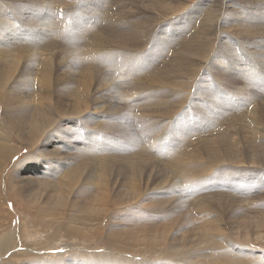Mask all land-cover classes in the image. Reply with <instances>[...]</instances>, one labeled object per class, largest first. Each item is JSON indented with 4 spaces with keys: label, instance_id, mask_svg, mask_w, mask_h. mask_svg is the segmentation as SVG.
<instances>
[{
    "label": "bare ground",
    "instance_id": "1",
    "mask_svg": "<svg viewBox=\"0 0 264 264\" xmlns=\"http://www.w3.org/2000/svg\"><path fill=\"white\" fill-rule=\"evenodd\" d=\"M8 1H13V3H15V1H21L20 4L16 3V5L14 6L16 8L22 9L23 12H18L17 14L23 15L25 18H22L20 22H17V24L13 23V26L10 27L9 31L5 32L6 28H4V25H8L12 22H10L11 19L7 14V12H9L8 10L0 11V166L5 158L11 156L10 154H13L18 149V146L28 147L27 149H30V152L31 150H33L34 152L29 153L22 158V160L28 158L29 159L26 162H24L23 165L22 163L17 165L15 172H13V169L11 173L9 172L4 173V170L2 174L0 172V174L2 175V179H0V189H2L3 185H5L6 189H8V185H9L10 186L9 189H14V190L16 189L15 193L12 192L14 195L13 198L16 199L18 202L20 201L19 203L21 205L26 206L30 210L32 207H35L37 213L34 214V217L35 218L37 217L38 219L35 218L34 220L32 219L33 224L39 226V223L41 222H43L44 224L55 223L58 225V228L64 229L67 234L80 235L81 237L83 236L88 241L96 240L95 244L97 246L100 244L101 245L104 244L106 247H108V249L106 250V248H100L101 250L98 252H90L86 250H82V251L70 250L68 253H64L59 249L61 252H58L56 254H45L47 251L46 250L44 253H42L41 251V253L45 255L42 256L40 255V257L36 256L34 258L28 259L26 258L28 254V252L26 251L28 250L24 248V246L20 243V240L23 241V240H28L30 238V232H32L31 227L29 226L23 227L20 235L21 239H18L17 233L13 230L14 227H11L9 225L11 228L8 229H5L6 227L5 228L0 227V252L15 245V242H17V244L18 243L20 244L21 250L18 251H22V252L18 253V256L17 255L13 257L11 256L9 260L0 261L2 262L0 264H77L76 263L77 261L79 264H138V260L135 262L127 257V256L129 257L135 256L133 255L134 253H137V256L139 257L140 256L144 257L147 254L155 257L154 258L155 260L153 262L150 260L151 263L150 262L147 263L149 259H146L147 261L143 260L146 263H144L141 260L143 262L141 264H218V263L264 264V245H262L264 244V188H263L264 186L262 187L263 189H259V188L255 189L253 186L254 183H259L260 185L264 184V178L259 179L255 175H253V170L255 171V169L253 168L254 166L257 167L256 170L259 173H261V175L264 174V105L260 106L255 112V114H253L252 118L249 119L252 123L255 122L257 119H259L261 122L263 121L262 123L263 128L261 130L255 128L252 123H248L247 122L248 119L246 122L244 121L245 124H244V128L242 129L241 137H240L242 140L244 139V143H240V142L235 143V141L237 140L236 138H233V133L231 134L228 132V128L221 131L220 130L221 127H218L217 125L219 121L217 115L219 116V114L217 113L215 114L214 112L216 108L213 110V108L208 107V112L206 114L202 112H196L195 120L190 121V123L187 124V126H185V124H182L178 120L174 122V126L176 130L175 133L173 134V137L171 138L173 144L171 142L163 141L162 138L163 142L159 140L156 145V148H158V150L160 151L158 152V156L163 158L162 161L159 160V162L155 160L156 163L158 164L144 160L139 154L138 155L141 158L138 159L137 157V160H133L130 157V155L132 153H136V151L140 152L141 149L139 150L140 146H138L140 143L138 145L136 143H128V142L125 143L124 142V140L126 139L125 136L119 134L116 135L113 133H109L107 131L110 130L119 131V128L122 127V125H124L123 122L128 118H131L134 112L133 108L135 107L138 101L136 102L135 100H132L131 96L129 97V93L126 92L127 90L125 89V86L123 88L122 85L119 83V81L122 80L124 76L122 77L119 74H115V75L112 74L116 77L119 83V85L117 84L116 88H113V86H111L110 83L111 81H114V79H110L109 77H106V75H103L102 73H100V71H97L95 69L96 68L95 60L100 58V51H102L100 48L102 46L100 48L89 49L86 48L85 45V47H83L82 50L78 48L76 49L67 48L69 50H67L65 54L55 47H49L50 38L48 39L47 37L45 38L40 37L39 36L40 32L38 31L40 28L44 27V22L46 19H48L49 16L51 18H58L57 10L55 9V11L52 12L45 11L42 7V4L45 0H8ZM130 1H131L130 3H132L133 5H136L138 3L139 6L140 5L141 6L143 5L144 7L151 6V8L155 7L160 9L163 13H166L165 15L166 22L171 23L172 25H174L176 22L180 21L183 18L188 20V22L191 20V22L186 24L185 26H178L181 32H185V30H187L191 25H194L196 22L200 23L202 19L204 24L207 26V28H205L206 26L204 27L202 23L200 27L196 29V32L192 35L191 38H188L186 40L184 39L185 47H186L184 53L188 58L196 57L199 60H204L206 59V57L208 58L207 56L208 52L206 46L204 45V40L209 38L211 33H216L220 31L222 27H227L228 31L229 29L238 31L244 37L251 38L255 36L258 37L264 36V0H259V2L254 1L253 3L254 6L252 5L249 6L250 3L248 4L250 8L255 7L254 13L249 12V10L246 11L249 14V16L241 12L242 10L239 7L242 5H240L239 2H238L239 7L236 6L237 7L236 9L233 8L231 9L234 3L232 2L233 4L230 5L229 3H231V0H229L230 2L228 1L229 3H227V0L226 2L224 0L225 3L223 4L222 2L221 5L222 7L221 9L223 10L220 12V20L216 21L219 22L220 26H217V24L214 22V13L216 12V10L208 6L205 3L206 0H196L194 5L190 4L189 2L190 0H144V3H141L143 0H130ZM240 1H242V3L246 5L245 0H240ZM6 3L7 1L2 3L0 5V8H3V6ZM262 7L263 9H260ZM9 9L11 10V8ZM106 9L104 11H107ZM127 10L129 11V9ZM133 11L134 10H132L131 12ZM10 13L13 16L16 15L15 12H9V14ZM43 13L45 14L42 22L39 19V15L41 16V14ZM194 18L196 19V21H193ZM161 22L162 21H157V23H161ZM191 29H194V27L192 26ZM152 32L153 30L151 31V33ZM132 33L134 34V32ZM169 33L171 36L168 37L166 36L167 38L165 37L166 39H162V40L165 41L168 40V42L171 41L170 43H175L180 36L179 33L177 32V30L174 31L171 30L169 31ZM3 34H6L8 37L3 38L2 37ZM90 34L88 35L91 36ZM129 37L131 36L129 35ZM217 37L219 38V35ZM8 38H10L9 42H8ZM90 38L88 40L86 39V41H88V44L91 43ZM75 39L76 36L68 37L69 42L70 41L72 42V40ZM83 41H85L84 38ZM105 41L106 40H104V43ZM136 41H134L133 43L130 40V42L133 44H135ZM152 42L154 45H157L158 39L153 38ZM136 44L141 46V44L138 43ZM177 46H179V44H177ZM26 47L29 48L28 49L29 51H32V49L35 48L34 52L38 53L39 56H36L35 59L31 61L26 52ZM89 47L91 46L89 45ZM107 47L109 46L107 45ZM125 47L127 48V46ZM165 47L166 46L163 43V45L158 47L159 48L158 51L161 52L163 49H165ZM44 49L45 52L43 54ZM8 50H12V51L9 53H4ZM151 53H153V51ZM105 57L103 56L102 58L105 59ZM151 57L155 61V57L153 55ZM219 58L220 57H218V59ZM111 61L112 60H110V63ZM31 63L34 64V68H30ZM160 63H162V61ZM211 63L212 62H210V64ZM173 64L170 62V65ZM204 64L205 63H203V65ZM206 64H208L207 61ZM243 64L244 65L242 68L245 72L247 70L248 72V73L246 72L247 76L249 75L254 76L256 74L255 66L250 64L248 59H246ZM177 65L178 67H174L175 65L173 66L174 67L173 71L177 73V76L179 78L180 77H186L187 79L192 78L191 86L190 88L188 87L189 93L188 90H186L187 88L186 89L184 88L187 85L183 87L184 89H178L177 90L178 95L177 98L175 99H178L181 102L178 105L175 104L177 106L173 105L176 107V108L173 107L175 108L173 109V111L181 112V115L185 117L188 111L187 107L185 106L186 102L199 106L200 105L199 101L201 98L198 101L197 94L200 93L203 95L201 90H196L197 87L192 90L195 77H197L196 75L197 72L199 71L197 70L199 63L196 61L193 65H190V62L188 61V63L184 66L180 64ZM217 65L221 69L223 68L228 69L230 72L233 70V67L231 66L232 64H229L228 62L225 63V61H223V58ZM99 68L101 69V67ZM120 68L123 69L124 72L134 71L131 70L130 67L127 65H121ZM152 71L150 72L152 73ZM158 71L161 72V70L159 69ZM219 72L217 71V73ZM221 73L222 72H220V74ZM160 76L161 75H158V77ZM153 78H155V74ZM160 78L158 80L157 78L156 80L155 79L154 80L158 86L162 85L161 87H163V89L162 88L161 90L158 89L156 92L163 91L164 92L163 95H166L167 87L169 86L174 87L175 74L172 75L168 74V76L166 75V78H164V80ZM231 80L233 81V79ZM228 81L229 80H227V82ZM143 82L146 81L143 80ZM147 82L149 81L147 80ZM150 83L151 82H149V84ZM153 83L154 82H152L151 86L153 85ZM243 85L245 84L243 83ZM141 86H143V84ZM232 88H236V87L234 86ZM123 89H125L126 91ZM144 89L146 90V88ZM246 89H248L247 85L244 90ZM130 91L131 90H129V92ZM141 92H143V89ZM246 92H244L245 95L239 97L242 99H250V96ZM217 93L218 91L215 90L213 92V95L216 96ZM184 94L186 96L185 100H183ZM227 98L228 100L231 99L230 96H228ZM146 99H150V97L148 96ZM245 102L247 101L245 100ZM146 103H148V101ZM146 103L144 105L145 107H147ZM143 104L140 103L141 105L139 106L140 110H141L140 107H142ZM158 106L161 105H157L156 109H159L157 108ZM162 106L161 108L165 107ZM167 107L166 109L169 110ZM127 108L130 109L129 112H127ZM170 108L172 109V107ZM245 108L247 109L248 107ZM219 111L221 116L222 114L226 113L228 109L222 106L219 109ZM238 111L241 112L242 110L240 111L238 109ZM163 112L165 113V110ZM170 112L172 111L170 110ZM140 113L138 111L137 113L135 112L134 114H140ZM150 113L153 114V111H150ZM159 113L164 114L161 113V111ZM159 113H155V117L156 114ZM245 113L246 111L242 114L245 115ZM204 115L208 116L209 119L211 120L208 126L203 128V130L205 131H210L208 138H205L206 136L204 137V132L202 130H196L197 119ZM229 115H227V117L225 116L223 117H225V119H228ZM68 116H70V118L73 117L72 120H70ZM240 116L242 117V115ZM64 117H68V119L66 120L62 119ZM243 117L245 118V116ZM231 118H229V120ZM237 118L238 116H236V119ZM134 120L137 121L136 118ZM232 120L230 122H233ZM149 122L152 123L151 121ZM132 125H134V123ZM186 127H190V128L189 129L187 128L186 130ZM157 128L158 127H156V129ZM215 130H217V133H214ZM230 130L231 129H229V131ZM232 130L234 129L232 128ZM124 132L126 131L124 130ZM202 132L203 134L201 135ZM157 133L158 132H156V134ZM48 136H52L53 143L50 142ZM219 136H223L224 141L216 139ZM237 139L239 140V137ZM148 140L151 141L152 139L148 138ZM145 141L146 140H144V142ZM150 146L152 147V145ZM147 147L149 146L147 145ZM177 150L180 153H176ZM121 153L123 154V156H121ZM115 154H118L120 156L117 157L115 156ZM149 155L152 154L149 153ZM186 157L190 159V162ZM86 158L94 159L96 166L107 167L109 168V170L95 173V171L92 169L91 165L88 163V160ZM38 160L44 166V169L41 170L43 174L37 173L36 176L34 177L30 176L25 171L24 165L33 163L31 165V168H34L36 165L34 162ZM228 160L232 162L231 164L234 166L233 169L241 170L239 172L241 174L237 176H235L234 174L230 175L227 171H225V169H222L221 171L215 168L216 166L215 164L226 162ZM58 163H61L63 167L60 173L55 174ZM16 172L18 173L16 174ZM174 172L177 173L179 172L178 174H180L183 180V184L181 183L183 186L181 185L180 189H178L177 192L176 189H174L172 186L175 185V183H177L174 182L175 179L173 180L172 177V175L174 176ZM156 175H160L164 177L167 187H171L173 189H163V187L160 186L159 182L155 180ZM14 176L18 177L17 182L13 179ZM162 177H160V179ZM228 177L238 179L237 181H235L234 183L235 185L231 183L233 187L227 185V187L219 188L215 185L214 182L220 181L221 183L223 182L222 181L223 178H228ZM189 178H191V183L193 184V186L191 187L186 186ZM203 179L208 180V182L209 181L213 182L214 184H212V187L204 186L205 189H202L203 187L200 186L201 187L200 189L199 187H197L196 183L204 181ZM213 191H215L216 193H213ZM0 192H2V190H0ZM181 194L182 195L184 194V197H181ZM4 198L9 199L7 196H4ZM227 200H235V201H227ZM4 201L5 200L2 198V193H0V224L1 223L5 224L7 221H9L12 217V214L14 213V211L11 210L12 208L9 205L8 207L6 204H4ZM236 201L243 205L242 209L245 211L247 215V218L245 220L239 222H233L228 218V212L230 211L228 207L232 209V212H235L237 207ZM65 208H71L75 212H73L72 215H70V217L65 219L62 218L63 220H60L61 218L60 212H62ZM113 208L114 211L109 212V210ZM182 211H184L186 215H181ZM16 214L15 216H18ZM74 214L76 215V217ZM22 223L32 224L31 222H28L26 220H22ZM40 225H42V223ZM225 237L229 239L232 238V240H238L239 242L236 245L234 244L235 246H231V244L227 242V239ZM255 242L257 244L258 243H262V244H260L259 246L256 245ZM219 245H223L225 247L228 246V247L226 248V250H223L218 247ZM110 249L112 250L111 252H113V254L108 253ZM13 250L14 249H12V251ZM37 252L39 253V251ZM49 253L52 252L49 251ZM31 255L28 254V256ZM236 257H239V259L241 258L240 260L242 262L234 261L233 259ZM22 258L25 259L21 260ZM65 259L67 261H65Z\"/></svg>",
    "mask_w": 264,
    "mask_h": 264
},
{
    "label": "rangeland",
    "instance_id": "2",
    "mask_svg": "<svg viewBox=\"0 0 264 264\" xmlns=\"http://www.w3.org/2000/svg\"><path fill=\"white\" fill-rule=\"evenodd\" d=\"M7 1V5L5 4L3 6V8H0V11H9V12H15L16 15H12L11 13L9 14V12H7V14L9 15L10 17V24L8 25H4V28H6L5 32L9 31L10 27L13 26V23L17 24V22H20L22 18H25L23 15H20V14H17L18 12H23L22 9H19V8H16L14 5H16V3H21V1H15V3H13V1H8V0H0V5L4 2ZM48 1V2H47ZM55 1V2H54ZM207 1V2H206ZM205 3L214 8L216 10V12L214 13V22L217 24V26H220L219 25V22H216L217 20L219 21L220 20V12L223 10L221 9V5H222V2L223 4L226 2H224V0H206ZM229 0H227V3ZM246 1V5L244 3H242V1L240 0H231V3H229L230 5H232L231 9H236L238 6V2L240 5L239 8L242 10L241 12H243L244 14L248 15L249 14L246 12L247 10H249V12H252L254 13L255 12V7H249V6H254L253 3L254 1H258L259 0H245ZM253 1V2H252ZM10 2V3H8ZM86 2V3H85ZM131 1L130 0H45L42 4V7L45 11H55V9L57 10L58 12V18L62 19H58V18H51L50 16L48 17V19L45 20L44 22V27L40 28L38 32H40V37H47L50 41V46L49 47H55L57 49H59L62 53H66L67 50L69 49H81L83 47H85L86 45V48H89V49H94V48H100L101 46V50L100 51V58L99 59H96L95 60V63H96V70L97 71H100V73H102L103 75H106V77H109L110 79H114V81H111V86H113V88H116L117 84L119 85V83L122 85V87L124 88L125 86V90L126 92L129 93V97L131 96V99L132 100H135L136 102H140L141 100V104H144L142 105L141 110L139 109V106L140 103L137 102V104L135 105V107L133 108L134 112L131 116V118H128L127 120H125L123 122L124 125H122V127L119 128V131H107L109 133H113V134H116V135H123L125 136V140L124 142L125 143H136L138 146H140L139 150L140 152L136 151V153H132L130 155V157L133 159V160H137V157L138 159L139 158H143L144 160H147V161H150L152 163H155V164H158L156 163V161L159 162L162 161L163 158L159 157L158 156V152H160L158 150V148H156V145L158 143V141L160 140L161 142L163 141H167V142H171V138L173 137V134L175 133V126H174V122L176 120L180 121L182 124H185V126H187V124L190 123V121H194L195 120V113L196 112H202L204 114H206L208 112V107H211L213 108L215 114H219V116L217 115V117L219 118V121L217 123L218 127H221L220 130H225L226 128H228V132L229 133H233V138H236L237 141H235V143L237 142H240V143H244V139L242 140L240 137H241V132H242V129L244 128V124L245 122L247 121L248 119V123H252L249 119L252 118L253 114H255V112L257 111V109L260 107V106H263L264 105V36H261V37H258V36H255V37H244L241 33H239L238 31H235L233 29H229V31L227 30V27H222V29H220L221 31V34H220V31L216 32V33H211L210 37L205 39L204 40V45L206 46L207 48V56L208 58L206 57V59L204 60H199L197 59L196 57H191V58H188L186 56V54L184 53V50H185V40L188 39V38H191L192 35L196 32V29L198 27H200V25L203 23V26L205 27L206 25L204 24L203 20L201 19V22L198 23L196 22L194 25H191L187 30H185V32H188V33H185V32H181V30L179 29L178 26H185L186 24L190 23L191 20L188 22V20H186L185 18L181 19L180 21L176 22L174 25H172L171 23H167L166 22V19H165V15L166 13H163L160 9L158 8H155V7H152L151 6H148V7H144L143 5L139 6L138 3L136 5H133L132 3H130ZM191 5H194L196 0H190L189 1ZM213 2V3H212ZM233 2V3H232ZM237 2V3H236ZM252 2V3H251ZM48 3V5H47ZM65 3V4H64ZM120 3V4H119ZM141 3H144V0L141 2ZM209 3V4H208ZM218 5H217V4ZM250 3V5L248 6V4ZM51 4V5H50ZM55 4V5H54ZM87 4V5H86ZM91 4V5H90ZM103 4V5H102ZM12 5V6H11ZM95 7H93V6ZM220 5V6H219ZM8 6V7H6ZM58 6V7H57ZM89 6V7H88ZM106 6V7H105ZM217 6V7H216ZM237 6V7H236ZM45 7V8H44ZM66 7V8H65ZM101 7V8H100ZM117 7V8H116ZM235 7V8H234ZM249 7V8H248ZM11 8V10L9 9ZM52 8V9H51ZM87 8V9H86ZM107 8V9H106ZM116 8V9H115ZM133 8V9H132ZM220 8V9H219ZM51 9V10H50ZM90 11H89V10ZM97 9V10H96ZM101 9V10H100ZM107 10V11H104V10ZM110 9V10H109ZM113 9V10H112ZM121 9V10H120ZM129 9V11L127 10ZM136 9V10H135ZM141 9V10H140ZM218 9V10H217ZM260 9H263L260 8ZM132 10H134L133 12H131ZM155 10V11H154ZM60 11V13H59ZM62 11V12H61ZM100 11V12H98ZM113 12V15H112V12ZM118 11V12H117ZM157 11V12H156ZM159 11V13H158ZM218 11V12H217ZM117 12V13H116ZM126 12V13H125ZM128 12V14H127ZM67 13V14H66ZM102 13V14H101ZM44 14H41V16L39 15V19L43 22V17H44ZM94 14V15H93ZM106 14V16H105ZM116 14V15H115ZM132 14V15H131ZM145 14V15H144ZM161 14V15H160ZM66 15V16H65ZM91 15V16H90ZM110 15V17H109ZM100 16V17H99ZM151 16V17H149ZM155 16V17H154ZM251 16V15H250ZM98 17V18H97ZM114 19H113V18ZM132 17V18H131ZM15 20H14V19ZM108 18H111V19H108ZM128 18V19H127ZM130 18V19H129ZM138 18H139V21H138ZM146 18V19H145ZM159 20H158V19ZM95 19V20H94ZM108 19V20H107ZM125 19V20H123ZM150 19V21H149ZM14 20V21H13ZM103 20V21H102ZM106 20V21H105ZM132 20V21H131ZM137 22H136V21ZM143 20V21H142ZM110 21V22H109ZM115 21H116V24H115ZM131 21V22H130ZM146 21V22H145ZM153 21V23H152ZM157 21H162L161 23H157ZM193 21H196V19L194 18ZM109 22V23H107ZM120 22V23H118ZM148 22V23H147ZM101 23V24H100ZM113 23V24H112ZM145 23V24H144ZM198 23V24H197ZM92 24V25H91ZM94 24V26H93ZM110 24V25H109ZM140 24V25H139ZM143 24V25H141ZM154 24V25H153ZM162 24V25H161ZM87 25V26H86ZM91 25V26H90ZM101 25V26H100ZM112 25V26H111ZM116 25V26H115ZM121 25V26H119ZM84 26V27H83ZM118 26V27H117ZM140 26V27H139ZM194 27V29H191V27ZM121 27V28H120ZM130 27H133V28H130ZM149 27V28H148ZM164 27V28H163ZM86 28V30H85ZM88 28V30H87ZM91 28V29H89ZM96 28V30H95ZM104 28V29H103ZM128 28V29H127ZM177 28V29H176ZM207 28V26L205 27ZM107 29V30H106ZM122 29V30H120ZM127 31H126V30ZM138 29V31H137ZM147 32H145L144 31ZM224 29V30H223ZM85 30V32H84ZM101 30V31H100ZM132 30V31H131ZM140 30V31H139ZM150 30V31H149ZM153 30V32L151 33V31ZM171 30H177V32L179 33V38L176 40L175 43H170L168 42V40H162V39H166L168 36H171L169 31ZM180 30V31H179ZM81 31V32H80ZM91 31V32H90ZM99 31V32H98ZM223 31V32H222ZM1 32H4V31H1ZM80 34H79V33ZM95 32V33H94ZM134 32V34L132 33ZM136 32V33H135ZM158 32V33H157ZM230 32V33H229ZM78 33V34H77ZM84 33V34H83ZM91 33V34H90ZM97 33V34H96ZM111 33V34H110ZM156 33V34H155ZM219 33V34H218ZM65 34V35H64ZM87 34V35H86ZM88 34H90L91 36H89ZM109 34V35H108ZM125 34V35H124ZM148 34V35H147ZM151 34V35H149ZM163 34V35H162ZM166 34V35H165ZM188 34V35H187ZM219 35V38L217 37ZM79 35V36H78ZM111 35V36H110ZM129 35L131 37H129ZM137 35V36H136ZM141 35V36H140ZM160 35V36H159ZM224 35V36H223ZM233 37H232V36ZM237 35V36H236ZM63 36V37H62ZM70 36H76V39L75 40H72V42L68 41V37ZM96 36H99V37H96ZM104 36V37H103ZM136 36V37H135ZM167 36V37H166ZM189 36V37H188ZM3 38L5 37H8L6 34H3L2 35ZM66 37V38H65ZM80 37V38H79ZM89 37L90 38V42L88 44V41H86V39ZM123 37V38H122ZM150 37V38H149ZM166 37V38H165ZM181 37V38H180ZM183 37V38H182ZM238 37V38H237ZM263 37V38H262ZM61 38V39H60ZM63 38V40H62ZM83 38L84 40L86 41H83ZM88 38V39H89ZM93 38V39H92ZM105 38V39H103ZM120 38V39H119ZM125 38H126V41H125ZM131 38V39H130ZM135 38V39H134ZM153 38H157L158 39V43L157 45H154L153 44ZM228 38V39H227ZM244 40H243V39ZM9 39L8 38V42H9ZM87 39V40H88ZM111 39V40H110ZM113 39V40H112ZM142 39V40H141ZM145 39V40H143ZM185 39V40H184ZM231 39V40H230ZM241 39V40H240ZM54 40V41H53ZM104 40L105 43H104ZM115 40V41H114ZM120 42H118V41ZM124 40V41H123ZM135 42V44L131 43L130 42ZM179 40V41H178ZM216 40V41H215ZM223 40V41H222ZM64 41V42H63ZM75 41H78V42H75ZM82 41V42H81ZM95 41V42H94ZM114 41V42H113ZM122 41V43H121ZM144 41V42H143ZM184 41V42H183ZM228 41V42H227ZM232 41V42H231ZM250 41V42H249ZM66 42V44H65ZM99 42V43H98ZM108 42V43H107ZM114 44H113V43ZM116 42V43H115ZM167 42V43H166ZM224 42V43H223ZM241 42V43H240ZM68 43V44H67ZM70 43V44H69ZM85 43V44H84ZM111 43V44H110ZM120 43V45H119ZM136 43L138 44H141L140 45H137ZM164 45L166 46L165 49H163L161 52L158 51V47H160L161 45ZM216 43V44H215ZM219 43V44H218ZM232 45H231V44ZM236 43V44H234ZM84 44V45H82ZM88 44V45H87ZM172 44V45H171ZM175 44V46H174ZM177 44H179V46H177ZM241 44V45H240ZM67 47H66V46ZM70 45V46H69ZM89 45L91 47H89ZM98 45V46H97ZM107 45L109 47H107ZM111 45V46H110ZM115 45V46H114ZM127 46V48L125 46ZM130 45V46H129ZM133 45V46H132ZM182 45V46H181ZM213 45V46H212ZM229 45V46H227ZM236 45V46H235ZM243 45V47H242ZM96 46V47H94ZM135 46V47H134ZM137 46V47H136ZM140 46V47H139ZM174 46V47H173ZM104 47V48H103ZM134 47V48H132ZM169 47V48H168ZM181 47V48H180ZM184 47V48H183ZM224 47V48H223ZM69 48V49H67ZM131 48V49H129ZM136 48V49H135ZM140 48V49H139ZM153 48V50H152ZM168 48V50H167ZM176 48V50H175ZM217 48V49H216ZM231 48V49H230ZM235 48V50H234ZM238 48V49H237ZM29 48L26 47V52L29 56V59L31 61H33L35 59L36 56H39L38 53L34 52L35 48L32 49V51H29L28 50ZM41 49V48H40ZM116 49V50H114ZM124 49V50H123ZM150 49V50H149ZM234 52H233V50ZM106 50V51H105ZM114 50V51H113ZM118 50V51H117ZM153 53H151L152 51ZM172 50V51H171ZM183 50V51H181ZM230 50V51H229ZM246 50V51H245ZM12 50H8L4 53H9L11 52ZM121 51V52H120ZM155 51V52H154ZM166 51V52H165ZM179 51V52H178ZM212 51V52H211ZM45 52V49L43 50V54ZM127 54H125V53ZM165 52V53H164ZM170 52V53H169ZM173 52V53H172ZM211 52V53H210ZM226 54H225V53ZM236 52V53H235ZM103 53V54H102ZM105 53V54H104ZM107 53V54H106ZM113 55H112V54ZM123 55H122V54ZM161 55H160V54ZM184 53V54H183ZM210 53V55H209ZM218 53V54H217ZM232 53V54H231ZM111 54V55H109ZM117 54H118V57H117ZM155 54V55H154ZM221 54V55H219ZM240 54V55H239ZM102 55V56H101ZM108 55V56H107ZM154 56L155 57V61L154 59L151 57V56ZM215 55V56H214ZM229 57H228V56ZM231 55V57H230ZM246 58H245V56ZM105 57L102 58V57ZM113 58H112V57ZM116 56V57H115ZM125 56V57H124ZM158 56V57H157ZM211 56V57H209ZM214 56V57H213ZM222 56V57H221ZM110 57V58H108ZM167 57V58H166ZM218 57H220L218 59ZM120 58V59H119ZM215 58V59H214ZM223 58V61H225V63H229V64H232L231 66L233 67V70L230 72L228 69L226 68H223L221 69L220 67H218V63L222 60ZM229 58V59H228ZM119 59V60H118ZM162 59V60H161ZM164 59V60H163ZM208 59V60H207ZM211 59V61H210ZM214 59V60H213ZM221 59V60H220ZM228 59V60H227ZM232 59V60H230ZM236 59V60H235ZM241 61H239V60ZM248 59L250 64L254 65L255 68H256V74L254 76H247L246 72L243 70V63L245 62V60ZM255 62H253L252 60ZM255 59V60H254ZM73 60V59H72ZM108 63H107V61ZM110 60L111 64L110 63ZM162 63H160L161 61ZM199 63V66H198V69L199 70L197 72V77H195V80H194V84H193V88H196V90H201L203 95L198 93L197 94V98H198V101L200 99V105H193L192 103H189V102H186L185 106L187 107V115L185 117H183L181 115V112H175L173 111V109H175L181 101L178 100V99H175L177 98V90L178 89H186L188 90V93H189V88L191 86V81H192V78H186V77H178L177 76V73H175L173 71V68L174 67H178L177 64H180L182 66L186 65L188 63V61L190 62V65H193L196 61ZM208 64H206V61ZM216 60V61H215ZM220 60V61H219ZM193 61V62H192ZM216 64H214L213 63ZM231 61V62H230ZM105 62V63H103ZM128 62V63H127ZM170 62L173 64V65H170ZM210 62H212L210 64ZM165 63V64H164ZM169 63V64H168ZM203 63L205 64L203 65ZM146 64V65H145ZM148 64V65H147ZM160 64V65H159ZM164 64V65H163ZM210 64V66H209ZM214 64V65H213ZM121 65H127L130 67L131 70H134L132 72H124L123 69L120 68ZM152 65V66H151ZM167 65V66H166ZM175 65V66H174ZM213 65V66H212ZM235 65V66H234ZM116 66V67H115ZM174 66V67H173ZM216 66V67H215ZM101 67V69L99 68ZM103 67V68H102ZM161 67V68H160ZM164 67V68H163ZM171 67V68H169ZM204 67V68H203ZM216 69H215V68ZM235 67V68H234ZM241 67V68H240ZM246 67V65H245ZM30 68H34V64H30ZM99 68V70H98ZM116 68V70H115ZM140 68V70H139ZM155 68V69H154ZM161 70V72L158 71V69ZM211 68V69H210ZM219 68V70H218ZM94 69V70H95ZM153 69V71H152ZM157 69V70H156ZM205 69V70H204ZM209 69V70H208ZM120 70V71H119ZM152 71V73L150 71ZM216 70V71H215ZM223 70V71H222ZM226 70V71H225ZM236 70V71H235ZM243 70V71H242ZM139 71V72H138ZM170 71V73H169ZM209 71H212V72H209ZM217 71L219 72H222L220 74L217 73ZM124 72V73H123ZM147 72V73H146ZM157 72V73H155ZM228 72V73H226ZM229 72H230V75H229ZM241 72V73H240ZM128 73V74H127ZM155 74V78L154 77V74ZM166 73V74H164ZM225 73V74H223ZM245 73V74H244ZM248 73V72H247ZM112 74H119L123 77L122 80L117 81L116 77ZM126 74V75H125ZM130 74V75H129ZM141 74V75H140ZM146 74V76H145ZM148 74V75H147ZM163 74V75H162ZM168 74L172 75V74H175V80H174V87L173 86H169L167 87V92H166V95H163L164 92L163 91H158L156 92L158 89L161 90V88L163 89V87H161L162 85H157V83L155 82L156 78L157 80L160 78V79H163L166 78V75L168 76ZM240 74V75H239ZM158 75H161L160 77H158ZM203 75V76H202ZM217 75V76H216ZM223 75H224V78H223ZM235 75V76H234ZM126 76V77H125ZM141 76V77H140ZM214 76V77H213ZM229 76V77H228ZM242 78H240V77ZM130 77V78H129ZM146 77V78H145ZM149 77V78H148ZM200 77V78H199ZM204 77V78H203ZM207 77V78H206ZM245 77V78H244ZM133 78V79H132ZM140 78H141V81H140ZM152 78V79H150ZM179 80H178V79ZM185 79V82H184V79ZM221 80H220V79ZM126 79V80H125ZM150 79V80H149ZM155 79V80H154ZM187 79V81H186ZM190 79V80H189ZM197 79V80H196ZM200 81H199V80ZM233 79V81L231 80ZM252 79V80H251ZM255 79V80H254ZM116 80V81H115ZM146 81V82H143ZM147 80L149 82H151L149 84V82H147ZM204 80V82H203ZM227 80H229L227 82ZM231 80V82H230ZM129 82V83H126V82ZM182 81V82H181ZM236 81V82H234ZM238 81V82H237ZM123 84H122V83ZM143 82V83H141ZM152 82L156 83L151 86ZM181 82V83H180ZM209 82V83H208ZM252 84H251V83ZM257 85H256V83ZM178 83V84H177ZM185 83V85H184ZM189 83V84H188ZM227 83V84H226ZM243 83L245 85H243ZM127 84V85H126ZM132 84V85H131ZM143 84V86H141ZM176 84V85H175ZM196 84V85H195ZM208 84V85H207ZM230 86H229V85ZM235 84V85H234ZM241 84V85H240ZM251 84V85H250ZM183 85V86H182ZM187 85V86H186ZM204 85V86H203ZM240 85V87H239ZM246 85H247V88L246 90H244L246 88ZM130 86V87H128ZM135 88H134V87ZM138 86V87H137ZM145 86V87H144ZM151 86V87H150ZM176 86V87H175ZM179 86V87H177ZM186 86V87H184ZM216 86V87H215ZM236 87V88H232V87ZM171 87V88H170ZM184 87V88H183ZM189 87V88H188ZM231 87V88H230ZM129 88V89H128ZM131 88V89H130ZM146 88V90L144 89ZM176 88V89H175ZM205 88V89H203ZM216 88V89H215ZM135 92H134V90ZM143 89V92H141ZM218 91V93L215 95H213V92L215 91ZM129 90L133 91V92H129ZM176 90V91H175ZM213 90V91H212ZM246 92L249 96H250V99H242L240 98L239 96H242V95H245L244 92ZM239 91V92H238ZM257 91V92H256ZM262 91V92H261ZM170 92V93H169ZM174 92V93H173ZM206 92V93H205ZM252 92V93H251ZM143 93V94H141ZM174 95H173V94ZM186 93V92H184ZM208 96H206V95ZM239 94V95H238ZM252 95V98H251V95ZM263 94V95H262ZM128 95V94H127ZM134 95V96H132ZM259 95V96H258ZM261 95V96H260ZM137 96V97H135ZM146 96V97H145ZM150 97V99H146L147 97ZM170 96V97H169ZM173 96V97H172ZM222 96V97H221ZM228 96L231 97L230 100H228ZM152 97V98H151ZM157 97V98H156ZM185 94L183 95V100H185ZM207 97V98H206ZM258 97V99H257ZM260 97V98H259ZM134 98V99H133ZM140 98V99H139ZM144 98V99H142ZM212 98V99H211ZM138 99V100H136ZM155 101H154V100ZM169 99V100H168ZM174 99V101H173ZM238 99V100H237ZM253 99V100H252ZM145 100V101H144ZM166 100V101H165ZM171 100V101H170ZM208 100V101H207ZM243 100V101H242ZM245 100L247 102H245ZM249 100V101H248ZM256 100V101H254ZM148 101V103H146ZM151 101V102H150ZM156 103H154V102ZM162 101V102H161ZM164 101V102H163ZM234 101V102H233ZM240 101V102H239ZM251 101V102H250ZM254 101V102H253ZM116 102V101H114ZM153 102V103H152ZM177 102V103H176ZM221 102V103H220ZM242 102V103H241ZM257 102V103H255ZM120 103V102H119ZM146 103V106L149 107H145ZM173 103V104H172ZM218 105H217V104ZM249 103V104H248ZM251 103V104H250ZM157 104V105H163L162 107L164 108H161V106H158L157 108L159 109H156V106L157 105H154ZM177 104V105H175ZM216 104V105H215ZM237 104V105H236ZM243 104V105H242ZM168 107H167V106ZM171 105V106H170ZM175 105V106H173ZM214 105V106H213ZM228 105V106H227ZM241 105V106H240ZM246 105V106H245ZM251 109H250V107ZM254 105V106H252ZM138 108H137V107ZM224 106L228 109V111L224 114H222L220 116V111L219 109ZM237 106V108H236ZM240 106V107H239ZM244 106V107H242ZM166 107L169 109L167 110ZM172 107V109L170 108ZM175 107V108H173ZM245 107H248L246 109ZM152 108V109H150ZM147 109V110H146ZM236 111H235V110ZM238 109L244 113L242 114L241 112L238 111ZM144 110V112H143ZM157 112H156V111ZM161 111V113H164L163 111L165 110V113L164 114H160L159 112ZM163 110V111H162ZM167 110V111H166ZM170 110L172 112H170ZM218 110V111H217ZM234 110V111H233ZM244 110V111H243ZM130 109L127 108V112H129ZM139 111L140 114H134L135 112L137 113ZM150 111H153V114L150 113ZM231 111V112H230ZM252 111V112H251ZM143 112V114H142ZM146 112V113H145ZM149 115H152V116H149ZM159 113V114H156V117H155V113ZM174 112V113H173ZM250 112V113H249ZM145 113V114H144ZM170 113V115H169ZM189 113V114H188ZM234 113V114H232ZM238 113V114H237ZM142 114V115H141ZM172 114V115H171ZM229 114H232V115H229ZM237 114V115H236ZM249 114V115H248ZM140 115V116H139ZM145 115V116H144ZM166 115V116H165ZM228 116V119H225V117ZM242 115V117L240 116ZM135 116V117H134ZM139 116V117H138ZM225 116V117H223ZM236 116H238V118L236 119ZM245 116V118L243 117ZM70 118V116H68ZM68 117H64L62 119L66 120L68 119ZM145 117V118H143ZM160 117V118H158ZM233 117V118H231ZM250 117V118H248ZM73 117L70 118V120H72ZM136 118V120L134 119ZM140 118V119H139ZM143 118V119H142ZM153 120H152V119ZM229 118H231L229 120ZM241 118V120H240ZM155 119V120H154ZM233 119V120H232ZM239 119V120H238ZM140 120V121H139ZM145 120V121H144ZM163 120V121H162ZM167 120H168V123H167ZM209 117L208 116H201L200 118L197 119V122H196V130H202L204 132V137L205 138H208L209 137V134H210V131H205L203 130L204 127H207L208 124L211 122V120L209 121ZM228 122H227V121ZM233 121V122H230V121ZM132 121V122H131ZM149 121H151L152 123H150ZM223 121V122H222ZM241 121V122H239ZM245 121V122H244ZM250 121V122H249ZM139 122V123H138ZM146 122V123H144ZM166 122V123H165ZM207 122V123H206ZM239 122V123H238ZM134 123V125H132ZM142 123V125H141ZM201 123V124H200ZM203 123V124H202ZM226 123V124H225ZM233 123V124H232ZM242 123V124H241ZM263 121L261 122L259 119H257L255 122H253L252 124L254 125L255 128H257L258 130H261L263 128ZM126 124V125H125ZM145 124V125H144ZM157 124V125H156ZM164 124V125H163ZM205 124V125H204ZM239 124V126H238ZM155 125V126H154ZM203 125V126H202ZM220 125V126H219ZM226 125V127H225ZM235 125V126H233ZM242 125V126H241ZM256 125V126H255ZM135 126V128H134ZM161 126H162V129H161ZM166 126V127H165ZM238 128H237V127ZM145 127V128H143ZM156 127H158L156 129ZM201 127V128H200ZM223 127V129H222ZM143 128V129H142ZM166 128V129H165ZM187 128L189 129L190 127H186V130ZM198 128V129H197ZM232 128L234 130H232ZM123 129V130H122ZM141 129V130H140ZM147 129H148V132H147ZM229 129H231L229 131ZM124 130L126 132H124ZM146 130V131H144ZM157 130V131H156ZM166 130V131H165ZM141 131V132H140ZM144 131V132H142ZM153 131V132H152ZM235 133H234V132ZM155 132V134H154ZM156 132H158L156 134ZM203 132L201 133V135L203 134ZM237 132V133H236ZM127 137L126 136V134ZM149 133V135H148ZM214 133H217V130H215ZM208 136H207V135ZM236 134V135H235ZM137 135V136H136ZM168 135V136H166ZM199 135V134H198ZM197 135V136H198ZM140 138H139V137ZM142 136V137H141ZM147 136V137H146ZM161 136V137H160ZM144 137V138H143ZM221 137V138H220ZM239 137V140L237 139ZM130 138V139H128ZM143 138V139H142ZM146 138V139H145ZM149 139H152L151 141L148 140ZM162 138H163V141H162ZM169 138V139H168ZM223 138V139H222ZM48 139L50 140L51 143H53V139H52V136H48ZM154 139V141H153ZM157 139V140H156ZM196 139V138H194ZM216 139H219L221 141H224V137L223 136H219L217 137ZM144 140H146L144 142ZM139 141V142H138ZM142 141H143V144H142ZM150 142V144H149ZM153 142V143H152ZM19 144V143H18ZM17 144V145H18ZM149 147H147V145ZM173 144V143H172ZM152 145V147L150 146ZM23 147V148H21ZM18 146V149L13 153V154H10L11 156L5 158L2 163H1V166H0V172L2 174L3 170H4V173L5 172H9L11 173L12 169H13V172H15L16 168H17V165H19L20 163H22V165L24 164V162H26L28 159H25V160H22V158L29 154V153H32L34 152L33 150H31L30 152V149H27L28 147H25V146ZM142 147V148H141ZM20 148V149H19ZM147 148H150V149H147ZM142 149H147L146 151L145 150H142ZM154 149V150H153ZM27 150V151H26ZM153 151V153H152ZM156 151V152H155ZM20 152V153H19ZM138 152V153H137ZM156 154H155V153ZM152 154V155H149ZM176 153H180L178 150L176 151ZM141 155V157L139 155ZM143 154V155H142ZM145 155V156H144ZM147 155V156H146ZM115 156H120L118 154H115ZM121 156H123V154L121 153ZM144 156V157H143ZM155 156V157H153ZM159 158H157V157ZM186 156V155H184ZM155 158V159H154ZM188 159V161L190 162V159L188 157H186ZM88 160V163L91 165L92 169L95 171V173H99V172H103V171H108L109 168L107 167H99V166H96L95 164V160L94 159H91V158H86ZM150 159V160H149ZM152 159V160H151ZM154 160V161H153ZM156 160V161H155ZM7 161V163H6ZM36 165L34 168H31V165L33 164H25L24 165V169L25 171L30 175V176H36L37 173H40V174H43L41 172L42 169H44V166L43 164L38 160L36 162H34ZM224 163V165H223ZM232 162L231 161H226V162H221V163H218V164H215V168L219 169L222 171V169H225V171H227L230 175L231 174H234L235 176L241 174L239 173L241 170H235L233 169L234 166L231 164ZM231 164V165H230ZM4 165V166H2ZM229 169H228V167ZM2 167V168H1ZM62 164L61 163H58L57 164V170H56V173L55 174H58L60 173L61 169H62ZM224 167V168H223ZM259 167V166H258ZM255 169V171L253 170V175H255L257 178L261 179V178H264V174L261 175V173H259L257 170H256V166L253 167ZM2 170V171H1ZM235 170V172H234ZM18 172H16L17 174ZM179 173V172H178ZM177 172H174V176L172 175L173 177V180L175 179L174 182H177L175 183V185H172L174 189H176V192L178 191V189H180L181 185L183 184V180L180 176V174H178ZM0 174V179H2V175ZM178 175V176H177ZM53 177V176H51ZM160 175H156L155 176V180H157L160 184V186L163 187V189H173L171 187H167V184L165 182V178L162 177L160 179ZM56 178V177H54ZM181 178V179H180ZM16 182L18 180V177L17 176H14L13 178ZM204 181H201V182H197L196 185L197 187H199L201 189V187H203L202 189H205V187H212V184L215 183V185L219 188H223V187H227V185H230L231 187H233L232 184L235 183V181H237L238 179L236 178H223V182L220 183L219 182H208V180L206 179H203ZM226 182V184H225ZM228 182V183H227ZM182 183V184H181ZM201 183V184H200ZM206 183V184H205ZM209 183V184H208ZM220 183V184H219ZM232 183V184H231ZM19 184V183H18ZM164 186H163V185ZM224 184V186H223ZM222 187H221V186ZM235 185V184H234ZM16 186V185H15ZM147 186V185H146ZM179 186V187H178ZM183 186V185H182ZM187 187H191L193 186V184L191 183V178L188 179L187 181V184H186ZM201 186V187H200ZM205 186V187H204ZM254 188L255 189H263L264 187V184L263 185H260L259 183H254ZM17 187V186H16ZM263 187V188H262ZM10 186L8 185V189H6L5 185H3L2 189V198L5 200L4 201V204H6L7 206L9 205L11 208V210L14 211V213L12 214V217H11V221H7L5 224L4 223H1L0 224V227H6L5 229H8V228H11V227H14V231L17 233L18 235V239H21L20 235H21V230L23 227H31V231L33 232H30V238L28 240H20V243L24 246V248L28 251V254L31 255V256H28L27 254V257L26 258H34V257H40V255H45V254H56L58 252H61L63 251L64 253H68L70 250H76V251H82V250H86V251H90V252H98L100 251L101 249L100 248H106V250L108 249V247H106L104 244H100V245H96L95 244V241L96 240H93V241H88L86 240L83 236L81 237L80 235H75V234H67L66 231L62 228H58V225L57 224H47V223H42V225H40L41 223H39V226L36 225V224H33L32 222V219L34 220V214L37 213V211L35 210V207H32L31 210L29 208H27L26 206L24 205H21L16 199H14V195L12 192L15 193V190L14 189H9ZM253 188V189H254ZM5 189V190H4ZM214 189V188H213ZM14 190V191H13ZM213 193H216L215 191H213ZM235 195V194H234ZM4 196H7L9 199H6L4 198ZM181 197H184V194L182 195L181 194ZM14 199V200H13ZM227 201H235V200H227ZM8 202V203H6ZM10 203V204H9ZM237 207H236V210L235 212H232V209L230 207H228L230 209V211L228 212V218L233 221V222H239V221H243L247 218V215L245 213V211L242 209L243 205L239 202H237ZM12 205V206H11ZM8 206V207H9ZM69 210V211H67ZM12 211V212H13ZM72 211V212H71ZM111 211H114V208L109 210V212ZM67 212V213H66ZM75 212L73 211L71 208H65L62 212H60V220H63L65 218H68L70 217V215H72V213ZM17 213V214H16ZM18 215V216H15ZM181 214V212H180ZM75 215V214H74ZM73 215V216H74ZM181 215H186L184 211H182V214ZM15 216V217H14ZM66 216V217H65ZM14 217V218H13ZM17 217V218H16ZM33 217V218H32ZM76 217V215H75ZM22 218V219H20ZM26 218V219H24ZM31 218V219H30ZM40 218V217H39ZM63 218V219H62ZM35 219H38L37 217ZM22 220H26L28 222H31L32 224H24L22 223ZM16 221V222H15ZM19 222H20V225H19ZM3 224V225H2ZM11 227H10V226ZM9 226V227H7ZM43 226V228H42ZM46 226V227H45ZM57 227V228H56ZM18 228V229H17ZM49 228V229H48ZM56 228V229H55ZM20 229V230H19ZM33 229V230H32ZM45 229V230H44ZM35 230V231H34ZM59 230V231H58ZM13 231V233H14ZM40 231V232H39ZM48 232V233H47ZM52 232V233H51ZM35 233V234H34ZM40 233V234H39ZM50 233V234H49ZM54 233V234H53ZM49 234V235H48ZM52 234V235H51ZM60 234V235H59ZM62 234V235H61ZM34 235V236H33ZM46 235V236H45ZM64 235V236H63ZM51 236V237H50ZM53 236V237H52ZM60 236V237H59ZM67 236V237H66ZM53 238V239H51ZM226 238V237H225ZM38 239V240H37ZM47 239V240H46ZM60 239V240H59ZM227 239V242H229L231 244V246H235L239 241L238 240H232V238H226ZM58 240V241H57ZM86 240V241H85ZM231 240V242H230ZM27 241V242H26ZM29 241V242H28ZM67 241V242H66ZM88 241V242H87ZM44 242V243H42ZM58 242V243H57ZM6 243V242H4ZM33 243V244H32ZM48 243V244H47ZM61 243V244H60ZM254 243V242H253ZM19 244V243H18ZM17 242H15V245L5 249L4 251H1L0 252V261H5V260H9L11 258V256H15L17 255L18 256V253L22 252V251H18V250H21L20 248V244L18 245ZM38 244V245H37ZM44 244V245H43ZM55 244V245H53ZM63 244V245H62ZM235 244V245H234ZM256 245H259L262 244V243H256ZM34 245V246H33ZM37 245V246H36ZM42 245V246H41ZM49 246V247H46V246ZM58 245V246H57ZM264 245V244H262ZM19 246V247H18ZM30 246V247H29ZM39 246V247H38ZM42 248H41V247ZM45 248H44V247ZM66 246V247H65ZM229 246V247H231ZM27 247V248H26ZM34 247V248H33ZM37 247V249H36ZM219 248L223 249V250H226V248L228 247H225L223 245H219L218 246ZM225 247V248H224ZM31 248V249H30ZM41 248V249H39ZM57 248V249H56ZM11 249V250H10ZM12 249H14L12 251ZM17 249V250H16ZM61 251H60V250ZM65 249V250H64ZM96 249V250H95ZM23 250V249H22ZM31 250V251H30ZM49 250L50 252L52 253H49ZM95 250V251H94ZM39 251V253L37 252ZM44 253L46 251L45 254H42L41 253ZM56 251V252H55ZM110 251V252H109ZM108 251L109 254H113V252H111L112 250L110 249ZM114 251V250H113ZM30 252V253H29ZM41 253V254H40ZM34 254V255H33ZM130 254H133V253H130ZM147 254V253H146ZM10 255V256H9ZM25 255V254H24ZM66 255V254H65ZM133 255L135 256H127L128 258H130L132 261H137L138 260V264H141L143 263L144 261H147L146 259H149L147 261L150 262V260L153 262L155 259V257L153 256H150L149 254H147L146 256H137V253H134ZM26 256V255H25ZM149 258H148V257ZM139 257V258H138ZM153 257V258H152ZM138 258V259H137ZM142 258V259H141ZM25 258H22L21 260H23ZM136 259V260H135ZM238 259V260H236ZM241 259V258H240ZM239 259V257H236L234 258L233 260L236 261V262H242L241 260ZM143 262H142V261ZM243 260V258H242ZM65 261H67L65 259ZM141 261V262H140ZM140 262V263H139ZM2 263V262H0ZM77 264L78 261L76 262ZM146 263V262H144ZM151 263V262H150ZM220 264V263H218Z\"/></svg>",
    "mask_w": 264,
    "mask_h": 264
}]
</instances>
